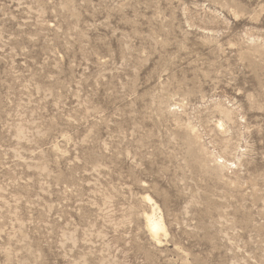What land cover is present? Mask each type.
<instances>
[{"label": "rangeland", "instance_id": "1", "mask_svg": "<svg viewBox=\"0 0 264 264\" xmlns=\"http://www.w3.org/2000/svg\"><path fill=\"white\" fill-rule=\"evenodd\" d=\"M0 264H264V0H0Z\"/></svg>", "mask_w": 264, "mask_h": 264}, {"label": "bare ground", "instance_id": "2", "mask_svg": "<svg viewBox=\"0 0 264 264\" xmlns=\"http://www.w3.org/2000/svg\"><path fill=\"white\" fill-rule=\"evenodd\" d=\"M152 201V200H150ZM149 201V202H150ZM154 205V204H153ZM155 206V205H154ZM157 208V207H156ZM153 213H150V215L146 214V220H147V227L151 233V235L154 238H157L159 236V234L163 231V221L161 220V218L157 217L155 214V209L152 210ZM157 212V211H156Z\"/></svg>", "mask_w": 264, "mask_h": 264}]
</instances>
